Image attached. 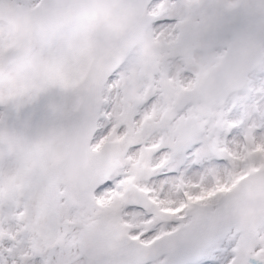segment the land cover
Returning <instances> with one entry per match:
<instances>
[{
	"label": "snow or ice",
	"instance_id": "snow-or-ice-1",
	"mask_svg": "<svg viewBox=\"0 0 264 264\" xmlns=\"http://www.w3.org/2000/svg\"><path fill=\"white\" fill-rule=\"evenodd\" d=\"M2 58L0 264H264V0H0Z\"/></svg>",
	"mask_w": 264,
	"mask_h": 264
},
{
	"label": "rangeland",
	"instance_id": "rangeland-1",
	"mask_svg": "<svg viewBox=\"0 0 264 264\" xmlns=\"http://www.w3.org/2000/svg\"><path fill=\"white\" fill-rule=\"evenodd\" d=\"M232 0H205V2L207 3H223V2H227V3H230ZM28 62H25V61H19V62H15V63H12L10 66V70L15 72V71H18L21 67H24L27 65Z\"/></svg>",
	"mask_w": 264,
	"mask_h": 264
},
{
	"label": "water",
	"instance_id": "water-1",
	"mask_svg": "<svg viewBox=\"0 0 264 264\" xmlns=\"http://www.w3.org/2000/svg\"><path fill=\"white\" fill-rule=\"evenodd\" d=\"M10 61H12V60H8L7 58H4V59L2 60V63H3V64H7V63H9Z\"/></svg>",
	"mask_w": 264,
	"mask_h": 264
}]
</instances>
